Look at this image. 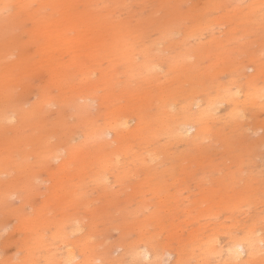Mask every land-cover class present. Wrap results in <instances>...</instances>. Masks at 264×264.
Wrapping results in <instances>:
<instances>
[{
	"label": "rangeland",
	"instance_id": "374dc122",
	"mask_svg": "<svg viewBox=\"0 0 264 264\" xmlns=\"http://www.w3.org/2000/svg\"><path fill=\"white\" fill-rule=\"evenodd\" d=\"M262 219L264 0H0V264H261Z\"/></svg>",
	"mask_w": 264,
	"mask_h": 264
},
{
	"label": "bare ground",
	"instance_id": "6f19581e",
	"mask_svg": "<svg viewBox=\"0 0 264 264\" xmlns=\"http://www.w3.org/2000/svg\"><path fill=\"white\" fill-rule=\"evenodd\" d=\"M258 9H259V8H258ZM83 78H84V77H83ZM207 96H208V94H207ZM235 97H236V96H235ZM209 99H210V98H209ZM211 100H212V99H211ZM164 104H165V103H164ZM172 104H173V103H172ZM214 104H215V103H214ZM217 104H218V103H217ZM207 105H208V104H207ZM215 105H216V104H215ZM196 106H197V104H196ZM212 106H213V105H212ZM171 107H172V105H171ZM213 107H214V106H213ZM173 108H174V106H173ZM183 108H184V107H183ZM206 108H207V107H206ZM184 109H185V108H184ZM222 109H223V108H222ZM149 110H150V108H149ZM167 111H168V110H167ZM183 111H184V110H183ZM161 112H162V111H161ZM214 112H215V111H214ZM214 112H213V114H214ZM145 114L148 115L147 113H145ZM145 114H144V115H145ZM209 115H210V114H209ZM12 116H13V115H12ZM150 116H151V115H150ZM186 117H187V116H186ZM212 117H213V116H212ZM10 118H11V117H10ZM11 119H12V118H11ZM11 119H9V120L12 121ZM167 119H169V118H167ZM9 120H8V122H9ZM13 120H15V119H13ZM209 120H211V119H209ZM6 121H7V120H6ZM204 122H205V121H204ZM112 123H113V122H112ZM130 123H131V120H128V121H124V122H122L121 125L124 126V127L126 128V127H128V126L130 125ZM195 125H196V124H195ZM205 125H206V124H205ZM165 126H167V125L165 124ZM182 126H183V125H182ZM182 126H181V127H182ZM120 127H121V126H120ZM166 128H167V127H165V129H166ZM193 128H194V126L186 125L183 129H180V130H183V131H182V132H183V133H182L183 136H184V134L187 135V136H189V134H191L190 132H191V130H192ZM105 129H106V128H105ZM126 129H127V128H126ZM124 130H125V129H124ZM149 130H150V129H148V131H149ZM116 132H117V131H116ZM121 132H122V131H121ZM107 133H108V136H113V134H114L113 131L110 130V129L108 130V132H106V135H107ZM180 133H181V132H180ZM115 134H116V133H115ZM137 134H138V133H137ZM139 134H140V133H139ZM168 134H169V133H168ZM140 135H141V134H140ZM108 136H107V137H108ZM119 136H120V135H119ZM161 136H162V135H161ZM183 136H182V137H183ZM98 137H100V136H98ZM107 137H106V139H107ZM137 137H138V136H137ZM167 137H168V136H167ZM206 137H207V136H206ZM206 137H205V138H206ZM100 138H102V137H100ZM123 138H124V137H123ZM134 138H135V137H134ZM183 138H184V137H183ZM185 138H186V137H185ZM202 138H203V137H201L200 139H202ZM94 139H95V138H94ZM94 139H93V140H94ZM103 140H104V139H103ZM109 140H110V139H109ZM115 140H116V139H115ZM196 140H197V139H196ZM94 141H96V140H94ZM99 141H100V140H99ZM139 141H141V140H139ZM139 141H138V142H139ZM104 142H105V141H104ZM118 142H119V141H118ZM125 142H126V140H125ZM127 142H128V141H127ZM200 142H201V141H200ZM98 143H99V142H98ZM191 143H192V142H191ZM84 144H85V143H84ZM101 144H102V143H101ZM106 144H107V142H106ZM112 144H113V143H112ZM197 144H198V143H197ZM102 145H103V144H102ZM82 146H83V145H82ZM108 146H109V145H108ZM108 146H107V147H108ZM125 146H126V145H125ZM129 146H130V145H127V148H128ZM193 146H194V144H193ZM199 146H200V145H199ZM102 147H103V146H102ZM105 147H106V146H105ZM105 147H104V148H105ZM109 148H110V147H109ZM191 148H192V147H191ZM194 148H195V147H194ZM100 149H103V148H100ZM111 149H112V148H111ZM125 149H126V148H125ZM192 149H193V148H192ZM129 150H130V149H129ZM124 151L126 152L127 150H124ZM130 151H131V150H130ZM162 151H163V150H162ZM116 152H119V151H116ZM131 152H133V151H131ZM185 152H186V151H185ZM185 152L183 153V152L181 151V155H182V153H183V155L186 154ZM122 153H123V152H122ZM122 153H120L119 155H121ZM127 153H128V152H127ZM153 153H154V152H153ZM124 154H125V153H124ZM128 154H129V153H128ZM116 155H117V154H116ZM149 155H150V153H149ZM149 155H148V156H149ZM155 155H156V154H155ZM110 156H111V155H110ZM122 156H124V155H122ZM122 156H121V157H122ZM148 156H146V158H147ZM186 156H187V154H186ZM101 157H102V156H101ZM181 157H182V156H181ZM152 158L155 159L154 156H153ZM152 158L149 157V159H152ZM184 158H186V157H184ZM105 159H106V158H105ZM139 159H140V158H139ZM139 159H138V160H139ZM157 159H158V158H156V160H157ZM103 160H104V159H103ZM147 160H148V158H147ZM109 161H110V160H109ZM115 161H116V164H117V159L115 160V158H114V162H115ZM119 161H120V160H119ZM148 161H149V160H148ZM183 161H185V160H183ZM146 162H147V161H146ZM151 162H152V161H151ZM156 162H157V161H156ZM113 164H114V163H113ZM137 164H138V163H137ZM185 164H186V163H185ZM104 165H105V164H104ZM152 165H153V164H152ZM189 165H190V164H188V166H189ZM100 166H101V165H100ZM106 166H107V165H106ZM108 166H109V165H108ZM118 166H119V164H118ZM145 166H146V164H145ZM177 166H178V165H177ZM184 166H185V165H184ZM184 166H183V167H184ZM186 166H187V165H186ZM110 167H111V166H110ZM140 167H141V166H140ZM170 167H171V166H170ZM172 168H173V167H172ZM172 168H170V169L172 170ZM184 168H185V167H184ZM188 168H189V167H188ZM163 169H165V168H163ZM167 169H168V168H167ZM98 170L100 171V169H98ZM111 170H114V169H111ZM186 170H187V169H186ZM106 171H107V169H106ZM122 171H123V170H122ZM188 171H189V170H188ZM166 172H167V171H166ZM171 172H172V171H171ZM109 173H111L110 170H109ZM109 173H108V174H109ZM164 173H165V172H164ZM164 173H163V174H164ZM108 174H107V175H108ZM184 174H185V173H184ZM109 175H110V174H109ZM122 175H124V174H122ZM126 175H127V174H126ZM158 176H161V175H158ZM167 176H169V175H167ZM130 177H131V176H130ZM93 178H94V177H93ZM106 178H107V177H106ZM157 178H158V177H157ZM157 178H156V179H157ZM121 179H122V178H121ZM157 180H158V179H157ZM91 181H92V180H91ZM93 181H95V180L93 179ZM96 181H97V180H96ZM108 181H109V180H108ZM122 181H123V180H122ZM164 181H165V180H164ZM104 182H105V180H104ZM161 182H162V180H161L159 183H161ZM105 184H107V182H105ZM101 185H102V183H101L99 186L101 187ZM103 185H104V184H103ZM107 186H108V185H107ZM81 188H82V187H81ZM81 188H80V189H81ZM83 190H84V188H83ZM102 190H103V189H102ZM82 192H83V191H82ZM80 193H81V192H80ZM83 194H84V192H83ZM76 195H77V194H76ZM81 196H82V195H81ZM84 196H85V195H84ZM82 197H83V196H82ZM80 198H81V197H80ZM80 200H82V198H81ZM248 203L253 204V202H251V201L248 202ZM235 204H236V203H235ZM249 205H250V204H249ZM230 206H231V204H230ZM239 206H240V205H239ZM246 206H247V205H246ZM238 208H239V207H238ZM238 208H237V209H238ZM231 210H232V208H231ZM236 211H237V210H236ZM210 214H211V213H210ZM231 214H233V213H231ZM233 215H234V214H233ZM231 216H232V215H231ZM259 216H261V215H258V218H259ZM209 217H210V216H209ZM213 217H214V216H213ZM254 217H256V216L254 215ZM251 218H252V217H251ZM256 218H257V217H256ZM74 219H75V218H74ZM78 220H79V219H78ZM249 220H250V219H249ZM251 220H253V218H252ZM262 220H264V219H262ZM262 220H259L258 222H260V221H262ZM236 221H237V220H236ZM74 222H75V221H74ZM74 222H73V223H74ZM237 222H238V221H237ZM237 222H236V224H239V222H238V223H237ZM254 222L257 223V221H255V218H254V220H253V224H254ZM69 223H72V222H69ZM75 223H76V222H75ZM246 223H247V222H246ZM249 223H250V222H249ZM243 224H244V223H243ZM253 224H252V225H253ZM79 225L82 226L81 224H79ZM79 225H78V223H77V225L75 224V226H74V225H73V226H74V228H76V226L79 227ZM85 225H86V224H85ZM244 225H245V224H244ZM247 225H248V223H247ZM247 225H246V227H247ZM257 225H258V224H257ZM263 225H264V224H263ZM70 226H71V225H70ZM239 226H241V224H239L238 227H239ZM248 226H249V225H248ZM258 226L260 227V223H259ZM82 227H83V226H82ZM85 227H86V226H85ZM243 227H244V226H243ZM69 228H70V227H69ZM234 228H235V225H234ZM254 228H255V227H254ZM67 229H68V226H67ZM222 229L224 230V229H226V228H222ZM222 229H221V230H222ZM238 229H239V228H238ZM241 229H242V227H241ZM243 229H244V228H243ZM245 229H246V228H245ZM70 230H73V229H70ZM76 230H77V229H76ZM78 230H79V229H78ZM78 230H77V232H78ZM84 230H85V229H84ZM229 230H231V229H229ZM229 230H228V231H229ZM235 230H237V229L235 228ZM239 230H240V229H239ZM74 231H75V230H74ZM213 231H214V230H213ZM215 231H217V230H215ZM218 231H219V230H218ZM228 231H227V232H228ZM253 231H254V230H253ZM253 231H252V232H253ZM80 232H83V231L81 230ZM227 232H226V234H227ZM233 232H234V231H233ZM240 232H241V231H240ZM248 232H249V231H248ZM73 233H74V232H73ZM73 233H72V231H71V234L69 233V235H72ZM75 233H76V232H75ZM78 233H79V232H78ZM194 233H195V232H194ZM200 233H202V231H201ZM200 233H199V234H200ZM223 233H225V232H223ZM223 233H222V234H223ZM241 233L244 234V232H241ZM249 233H250V232H249ZM255 233H257V232L255 231ZM261 233H263V232H261ZM199 234H197V235H199ZM213 234H214V233H213ZM216 234H219V233L216 232ZM238 234H239V233L236 234L237 237L239 236ZM250 234H253V233H250ZM194 235H195V234H194ZM214 235H215V234H214ZM255 235H256V234H255ZM255 235H253V237H254ZM257 235H258V234H257ZM259 235H260V231H259ZM199 236H200V235H199ZM202 236H203V235H202ZM205 236H206V235H205ZM221 236H222V235H221ZM227 236H228V234H227ZM246 236H247V235H246ZM192 237H193V236H192ZM196 237H197V236H196ZM212 237H213V235H212ZM215 237L217 238V236H215ZM219 237H220V236H219ZM219 237H218V238H219ZM224 237H225V235H224ZM224 237H223V238H224ZM228 237H229V236H228ZM251 237H252V236H251ZM255 237H260V236H255ZM261 237H262V236H261ZM189 238H191V237H189ZM189 238H188V239H189ZM193 238H194V237H193ZM209 238H211V237H209ZM223 238H222V239H223ZM185 239H186V238H185ZM196 239H198V238H196ZM199 239H200V238H199ZM207 239H208V238H207ZM207 239H206V240H207ZM238 239H239V238H238ZM191 240H192V238H191ZM206 240H205V241H206ZM197 241H198V240H197ZM197 241H195V243H196ZM199 241H201V240H199ZM215 241H217L216 243H218V240H217V239H215ZM219 241H221V240H219ZM223 241H224V240H223ZM228 241H229V239H228ZM86 242H87V241H86ZM179 242H180V241H179ZM185 242H186V241H185ZM185 242L183 241V243H185ZM189 242H190V240H189ZM207 242H208V241H207ZM209 242H210V241H209ZM225 242H226V241H225ZM143 243H145V242H143ZM183 243H182V244H183ZM192 243L195 244L194 242H192ZM198 243H199V242H198ZM203 243H204V242H203ZM216 243H215V244H216ZM227 243H228V242H227ZM229 243H230V242H229ZM86 244H87V243H86ZM182 244H180V248H179V249L182 250V248H183V249L185 248V251H186V247L183 246V247L181 248ZM199 244H200V245H199V247H200L202 243L200 242ZM223 244H224V243H223ZM258 244H262L263 247H264V238H260V239H259V238H258V239H252V238H251V239H250V238H243V236H242V239H240V240H236V241H234L231 245L229 244L230 246H228V248L226 247V248H227V251L225 252L226 257L231 258V259H233V260H239V261H240L241 259L245 258V257H247V258L251 257L250 259H252V256H251V255H252L253 253H255V248H259V246H261V245L258 246ZM65 245H67L66 242H65ZM88 245H89V244H87V246H86V245H85V246L88 247ZM142 245H144V244H142ZM145 245H146V244H145ZM145 245H144V246H145ZM150 245H151V244H150ZM170 245H171V244H170ZM176 245H177V244H176ZM183 245H184V244H183ZM186 245H187V244H186ZM188 245H189V244H188ZM204 245H205V244H204ZM206 245H207V244H206ZM217 245H218V244H217ZM68 246H70V245H68ZM144 246H143V247H144ZM154 246H155V245H154ZM154 246H153V247H154ZM167 246H168V245H167ZM196 246H197V245H196ZM225 246H226V245H225ZM117 247H119V245H118ZM122 247H123V246H122ZM148 247H150V246L148 245ZM170 247H172V246H170ZM173 247H174V246H173ZM191 247H192V246H191ZM194 247H195V246H194ZM197 247H198V246H197ZM199 247H198V248H199ZM221 247H222V246H221ZM64 248L67 249V252H68V249H69V248H66V246H64ZM124 248H125V247H124ZM127 248H128V247H127ZM161 248H162V247H161ZM164 248H165V247H164ZM168 248H169V247H168ZM188 248H189V247H188ZM188 248H187V250H188ZM192 248H193V247H192ZM192 248H191V250H193ZM198 248H197V251L200 250V249H198ZM203 248H204V247H203ZM205 248H206V246H205ZM208 248H210V247H208ZM211 248H212V246H211ZM211 248H210V249H211ZM224 248H225V247H224ZM122 249H123V248H121V250H122ZM133 249H134V248H133ZM133 249L130 248V250H133ZM152 249H153V248H152ZM152 249H150V250H152ZM155 249H156V248H155ZM170 249H171V248H170ZM177 249H178V248H177ZM194 249H195V248H194ZM201 249H202V246H201ZM206 249H207V248H206ZM215 249H216V247H214V250H215ZM125 250H126V249H125ZM134 250H135V249H134ZM141 250H144V249H141ZM153 250H154V249H153ZM156 250H157V249H156ZM156 250H154V251H156ZM159 250H162V249H159ZM175 250H176V249H175ZM181 250H180V251H181ZM189 250H190V249H189ZM189 250H188V251H189ZM212 250H213V249H212ZM212 250H211V251H212ZM218 250H219V248H218ZM220 250H221V249H220ZM220 250H219V252H220ZM70 251H71V249H70ZM157 251H158V250H157ZM176 251H177V250H176ZM185 251H184V252H185ZM194 251H195V250H194ZM201 251H202V250H201ZM203 251H204V250H203ZM203 251H202V252H203ZM207 251H208V250H207ZM216 251H217V249H216ZM71 252H72V251H71ZM124 252H125V251H124ZM126 252H127V251H126ZM133 252L135 253V251H133ZM133 252H132V253H133ZM140 252H141V251H140ZM190 252H191V251H190ZM198 252H199V251H198ZM198 252H197V253H198ZM208 252H209V251H208ZM213 252H214V251H213ZM259 252H261V251H259ZM129 253H130V252H129ZM134 253H133V254H134ZM138 253H139V252H138ZM141 253H142V252H141ZM166 253H167V250H166ZM173 253H175V251H173ZM173 253H172L171 250H170V252H168V255H167V256L171 257V256L173 255ZM179 253H180V252H179ZM179 253H178V254H179ZM181 253H183V251H182ZM193 253H194V252H193ZM217 253H218V251H217ZM217 253H215V254H217ZM261 253H262V252H261ZM125 254H126V253H125ZM125 254H124V256H125ZM158 254H159V253H158ZM162 254L164 255L165 253H162ZM178 254H177V255H178ZM199 254H201V253H199ZM208 254H209V253H208ZM213 254H214V253H213ZM218 254H222V253H218ZM67 255H68V254H67ZM127 255H128V254H127ZM129 255H130V254H129ZM142 255H143V257H144L143 260H148V259H150V258L153 257V253H152V251H149V250L147 249V245H146V249L143 251ZM187 255H188V254H187ZM68 256H69V255H68ZM124 256H123V257H124ZM140 256H141V255H140ZM160 256H162V255H160ZM160 256H159V257H160ZM164 256H165V255H164ZM167 256H165V257H167ZM197 256H198V255H197ZM209 256H210V255H209ZM215 256H217V255H215ZM215 256H214V257H215ZM221 256H222V255H221ZM255 256H256V254H255ZM65 257H66V256H65ZM70 257H71V256H70ZM130 257H131V259H129V258H128V259L131 260V263H132V258H135V257H132V256H130ZM137 257H138V256H137ZM137 257H136V258H137ZM165 257H164V259H166ZM180 257H181V256H180ZM185 257H186V256H185ZM191 257H193V256H191ZM201 257H202V256H201ZM211 257H212V256H211ZM214 257H213V258H214ZM223 257H224V256H223ZM223 257H221V258H223ZM253 257H254V256H253ZM260 257H261V256H260ZM51 258H53V257H51ZM68 258H69V257H68ZM121 258H122V257H121ZM125 258H126V260H127V256H126ZM139 258H140V257H139ZM177 258H178V257H177ZM183 258H184V257H183ZM187 258H188V256H187ZM194 258H196V257H194ZM198 258H199V257H198ZM206 258H207V257H206ZM206 258H204V260H205ZM228 258H227V260H228ZM46 259H47V258H46ZM49 259H50V258H49ZM65 259H66L65 261H67V260L69 261V259H67V258H65ZM171 259H172V258H171ZM180 259H181V258H180ZM217 259H218V258H217ZM217 259H215V260H217ZM253 259H254V258H253ZM51 260H52V259H51ZM58 260H59V259H58ZM70 260H71V258H70ZM72 260H73V259H72ZM120 260H122V259H120ZM123 260H124V259H123ZM123 260H122V261H123ZM126 260H124V261H126ZM129 260H128V261H129ZM137 260H138V259H136V261H137ZM141 260H142V258H141ZM167 260H168V259H166V261H167ZM178 260H179V259H178ZM178 260H177V262H178ZM184 260H185V258H184ZM192 260H193V259H192ZM215 260H213V261L215 262ZM223 260H225V259H223ZM223 260H222V263H223V264L226 263V261L223 262ZM229 260H230V259H229ZM229 260H228V261H229ZM55 261H57V260H55ZM101 261H102V260H101ZM101 261H100V262H101ZM117 261H118V260H117ZM117 261H116V262H117ZM136 261L134 260V263H135ZM152 261H153V260H152ZM163 261L165 262V260H163ZM163 261H162V262H163ZM169 261H170V260H169ZM179 261L181 262V260H179ZM198 261H199V259H198ZM209 261H212V260H209ZM217 261L219 262V260H217ZM230 261H231V260H230ZM230 261H229V264H230ZM254 261H255V260H254ZM254 261L252 262L253 264H254ZM260 261H261V260H259V262H260ZM46 262H47V261H46ZM48 262H49V261H48ZM59 262H60V261H59ZM104 262H105V259H104ZM119 262H120V261H119ZM126 262H127V261H126ZM143 262H145V261H143ZM167 262H168V261H167ZM177 262H176V263H177ZM182 262H183V260H182ZM185 262H187V261H185ZM189 262H191V260H190ZM200 262H201V261H200ZM204 262H205V261H204ZM204 262H203V263H204ZM231 262H232V261H231ZM237 262H238V261H237ZM237 262H236V263H237ZM245 262H246V261H245ZM259 262H258V263H259ZM49 263H50V262H49ZM54 263H55V262H54ZM141 263H142V262H141ZM146 263H147V262H146ZM146 263H145V264H146ZM154 263H155V262H154ZM154 263H152V264H154ZM197 263H198V262H197ZM207 263H208V262L206 261V264H207ZM52 264H53V263H52ZM55 264H57V263H55ZM121 264H122V263H121ZM127 264H128V263H127ZM156 264H157V263H156ZM161 264H162V263H161ZM171 264H172V263H171ZM184 264H185V263H184ZM186 264H187V263H186ZM208 264H209V263H208ZM213 264H214V263H213ZM216 264H219V263H216ZM226 264H227V263H226ZM234 264H235V263H234ZM248 264H249V263H248ZM261 264H264V262L261 263Z\"/></svg>",
	"mask_w": 264,
	"mask_h": 264
}]
</instances>
